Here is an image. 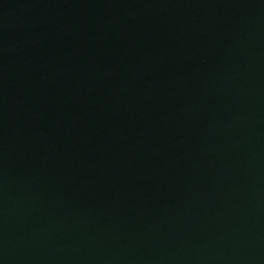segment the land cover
Returning a JSON list of instances; mask_svg holds the SVG:
<instances>
[{
    "label": "water",
    "instance_id": "obj_1",
    "mask_svg": "<svg viewBox=\"0 0 264 264\" xmlns=\"http://www.w3.org/2000/svg\"><path fill=\"white\" fill-rule=\"evenodd\" d=\"M0 264H264V0H0Z\"/></svg>",
    "mask_w": 264,
    "mask_h": 264
}]
</instances>
